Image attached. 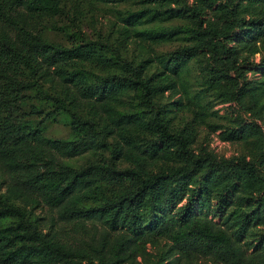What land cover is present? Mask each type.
<instances>
[{"label": "trees", "instance_id": "obj_1", "mask_svg": "<svg viewBox=\"0 0 264 264\" xmlns=\"http://www.w3.org/2000/svg\"><path fill=\"white\" fill-rule=\"evenodd\" d=\"M98 2L116 22L93 36L80 17ZM61 16L66 42L42 32ZM167 20L186 42L126 53ZM262 47L264 0H0V264H264V233L245 238L264 227V78L249 76ZM198 57L190 93L183 65ZM175 109L190 120L174 125ZM60 112L69 138L43 132ZM200 125L240 152L195 149Z\"/></svg>", "mask_w": 264, "mask_h": 264}, {"label": "rangeland", "instance_id": "obj_2", "mask_svg": "<svg viewBox=\"0 0 264 264\" xmlns=\"http://www.w3.org/2000/svg\"><path fill=\"white\" fill-rule=\"evenodd\" d=\"M93 14V15H91ZM116 22V13L115 9L110 6L109 4H104L103 2H98L95 9H89L87 11H84V14L80 17V26L83 30H85L88 33H91L93 36L97 33L101 32L102 34H107L109 31L112 30V24ZM66 23V19L64 16L62 17H53L50 19H46L41 23L42 26V32L43 34L50 39H57L66 42L67 38L64 37V35L58 31L57 29L53 28V24L57 25H63ZM180 20H167L165 22L158 23L156 25V28L163 31L164 35L166 37L163 38H155L151 41H147L143 44V47H140L136 43H131L129 45V48L127 50V54L129 56H134L135 58L139 59L141 56H143L144 53L149 52L154 57H160L164 56L168 51L173 49L174 47L178 46L179 44H182L186 42V33L181 25ZM119 24V23H118ZM155 24V23H154ZM120 25V24H119ZM152 25V24H150ZM113 36L116 35V33L112 34ZM246 53V52H244ZM251 61H254L255 63L251 65V70L249 71V76H255L259 78H264L263 73L261 74V70L264 69V48L262 47L261 50L258 52H255L251 56H249ZM201 58L198 57L196 59H192L188 62H186L183 65V72L184 74L187 72L186 81L187 85H190L191 88L189 89L190 93L191 91H195L199 88V85L196 84L195 78L197 76L199 77L200 81V74L201 71ZM150 74H158L161 70H159L158 66L155 64H152L148 69ZM177 98H180L182 101L186 100V97L184 96L183 92L180 91L176 94H169L166 92L165 95L162 97L163 102H171ZM212 101H214L212 96H209ZM129 101V100H128ZM29 102H32L37 105L42 106H48V103L41 99L37 98H31L29 99ZM131 103V102H130ZM229 103L228 102H215L214 108H217L219 111L220 116L214 117L218 121H226V119L221 115H226L229 110ZM173 119L172 122L174 125H183L186 124L188 120H190L192 116V111L190 109H184V110H174L173 112ZM43 126V132L47 136L51 137H62V138H69L72 136V132L68 123V115L64 112H60L55 115V117H46L42 123ZM207 130V127L205 125H200L198 127V137L196 142L194 143V148L198 149L201 144L209 142V147L213 149L217 154L219 155H232L240 152L242 145L238 141H229V140H222L218 136V132L211 133L207 139L204 138V134ZM86 158L85 155L79 156L77 159H74L76 164L82 163L84 159ZM5 179L0 172V190L5 191L6 184L4 183ZM201 211H204V208H201ZM264 233V227L257 226L252 227L247 235L246 239L249 240L251 243H256V241L259 239V236ZM164 241H161V243L158 244V246H152L149 245V251L153 253H157L162 245H164Z\"/></svg>", "mask_w": 264, "mask_h": 264}]
</instances>
